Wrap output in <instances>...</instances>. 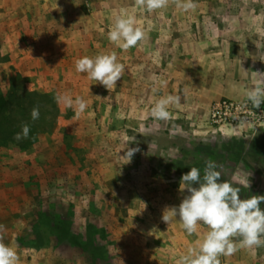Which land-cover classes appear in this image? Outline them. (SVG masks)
Masks as SVG:
<instances>
[{
	"label": "rangeland",
	"instance_id": "obj_1",
	"mask_svg": "<svg viewBox=\"0 0 264 264\" xmlns=\"http://www.w3.org/2000/svg\"><path fill=\"white\" fill-rule=\"evenodd\" d=\"M85 1L76 6L89 13ZM17 29L16 23L0 13V115H31L38 106L37 122H41L44 107L53 123L44 131L32 129L26 140L33 143L26 148L16 139H0L4 242L17 251L18 264H149L152 255L129 254L125 242L114 237L110 217L160 218L166 205L162 200L183 198L186 191L181 193L179 185L184 173L178 167L182 165L168 160L183 159L199 166L203 174L211 159L198 156L190 147V141L198 142L192 138L200 137L185 128H174L168 136L166 132L131 130L129 112L116 105V96L99 82L81 78L83 74L65 62L66 47H59L58 62L51 63L43 55L51 48L37 47L33 34L25 47L12 41ZM64 94L87 102L79 117L74 107L58 102L57 97ZM22 125L17 124L19 130ZM227 130L205 137L220 134L217 138L222 144L246 153L255 150L258 137L264 136V131L242 136L227 134ZM187 145L190 149L185 152ZM129 147L138 149L130 162L123 157ZM257 156L211 161L223 166V180H231L234 174L237 181L249 179L250 187L241 188V198H248L264 195V158L262 153ZM147 169L153 170L152 175ZM241 252L245 257L239 264H264V247L240 249L233 257ZM219 259L227 263L226 256Z\"/></svg>",
	"mask_w": 264,
	"mask_h": 264
},
{
	"label": "crops",
	"instance_id": "obj_2",
	"mask_svg": "<svg viewBox=\"0 0 264 264\" xmlns=\"http://www.w3.org/2000/svg\"><path fill=\"white\" fill-rule=\"evenodd\" d=\"M83 1L0 0V13L16 23L17 38L12 36V41L25 47L33 34L37 47L51 48L43 51L51 63L58 62L59 47L68 49L64 56L71 68L85 55L116 52L125 72L109 92L116 96V105L129 112L130 129L135 132L145 129L168 136L174 128H185L204 138L218 131L209 124L213 102L224 97L247 99L254 84L264 80L255 73H264V0H194L195 10L184 11L170 3L151 13L137 7L135 0H87V13L76 6ZM122 13L133 15L145 32L144 40L126 51L107 36ZM168 95L178 96L179 103L169 106L168 120L155 119L152 107ZM227 132L245 135L233 129ZM170 144L175 148V143ZM152 173L147 169V174ZM181 200H162V204L178 206ZM110 219L114 237L125 242L129 254L152 255L149 264H178L200 238L188 235L178 218L170 225L162 216ZM206 231L207 226L201 225L200 236ZM244 257V252L226 256V264H239Z\"/></svg>",
	"mask_w": 264,
	"mask_h": 264
},
{
	"label": "clouds",
	"instance_id": "obj_3",
	"mask_svg": "<svg viewBox=\"0 0 264 264\" xmlns=\"http://www.w3.org/2000/svg\"><path fill=\"white\" fill-rule=\"evenodd\" d=\"M170 3H175L184 11L197 7L194 0H135L137 7L149 13L166 9ZM107 36L112 44L126 51L142 42L145 32L133 15L122 13L115 17ZM75 70L111 90L121 80L125 65L119 62L113 51L78 58ZM255 73L264 77V73ZM247 96L257 107L264 103V80L254 84ZM179 99L172 95L161 97L151 109L152 116L158 120H168L171 115L169 106L178 104ZM57 100L74 107L77 117L87 107L82 97L73 100L70 95L64 94L58 96ZM39 117L37 106L31 110V118L35 121ZM29 132L30 126L25 123L22 133H17L15 139H26ZM136 151L137 148L129 147L123 157L130 162ZM222 167L211 160L206 161L203 174L199 168L192 167L181 178L179 190L181 193L186 191V194L180 204L166 207L163 211L162 220L166 224L170 225L178 218L190 236L200 237L201 225L207 226V231L189 248L187 254L179 258L178 264H221V256H231L240 249L264 247V209L261 207L264 195L241 198V188L250 187L249 179L237 181L234 174L231 180H223ZM4 231L6 229L0 225V264H18L17 251L4 242Z\"/></svg>",
	"mask_w": 264,
	"mask_h": 264
},
{
	"label": "trees",
	"instance_id": "obj_4",
	"mask_svg": "<svg viewBox=\"0 0 264 264\" xmlns=\"http://www.w3.org/2000/svg\"><path fill=\"white\" fill-rule=\"evenodd\" d=\"M40 97L44 98L42 95H40ZM47 112L48 110H46L44 107L41 108L42 115H41L40 123L37 122V120L34 122H31L33 120L31 118V115L28 113H25L24 116L20 115V116H12V117H6L4 114H1L0 115V139L1 138L6 139L5 137H7L8 139H15V136L17 133H22V128L21 130H19L17 127V124H21V125L23 123L25 124V121L30 126V134L33 133L32 129L41 130V131L46 130L53 123V120H50L49 122V120L47 119V116L45 115ZM217 136H220V134L210 136L209 138L207 137L200 138L198 142H195V140H192L190 141L191 143L190 147L194 148V152H197L198 156H201L203 158L206 157V160L209 157L211 160L220 159L221 161H224L226 159H227L226 161H233L235 159L239 160L240 158L245 160V156L247 158L252 157L253 159H255L256 157H258L257 155L260 153H262V156L264 158V136L258 137L260 140H258L257 147L255 150H248V152L246 153L245 152L243 153L242 151L235 149V146L229 145V143H227L226 145L222 144L220 140L217 138ZM206 140H208L209 143H206ZM17 143L21 147L26 148L28 146V143L32 144L33 141L27 142L26 139H21V140H18ZM188 149L190 148L189 147L184 148V151L187 152ZM184 157L186 156L184 155ZM165 161H167V159H165ZM168 161H170L171 163H177V161H179L182 166L178 165V167L181 168L184 174L190 171L191 167H197L195 164H190L188 162L183 161V159H171ZM222 163L223 165L225 164V162H222Z\"/></svg>",
	"mask_w": 264,
	"mask_h": 264
},
{
	"label": "built area",
	"instance_id": "obj_5",
	"mask_svg": "<svg viewBox=\"0 0 264 264\" xmlns=\"http://www.w3.org/2000/svg\"><path fill=\"white\" fill-rule=\"evenodd\" d=\"M209 124L218 130L233 129L245 134L264 131V103L257 107L248 98H221L210 107Z\"/></svg>",
	"mask_w": 264,
	"mask_h": 264
}]
</instances>
